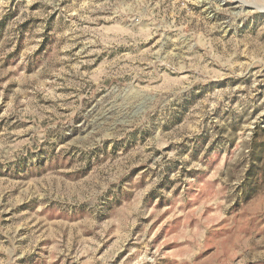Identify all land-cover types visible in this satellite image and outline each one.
<instances>
[{"label":"rangeland","instance_id":"1","mask_svg":"<svg viewBox=\"0 0 264 264\" xmlns=\"http://www.w3.org/2000/svg\"><path fill=\"white\" fill-rule=\"evenodd\" d=\"M0 264H264V0H0Z\"/></svg>","mask_w":264,"mask_h":264}]
</instances>
